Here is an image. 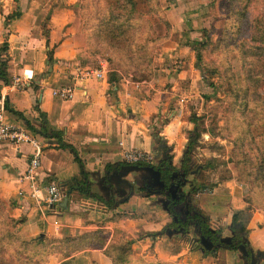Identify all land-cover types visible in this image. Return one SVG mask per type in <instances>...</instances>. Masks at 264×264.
<instances>
[{
    "label": "crops",
    "instance_id": "obj_1",
    "mask_svg": "<svg viewBox=\"0 0 264 264\" xmlns=\"http://www.w3.org/2000/svg\"><path fill=\"white\" fill-rule=\"evenodd\" d=\"M82 4L83 0H0V98L6 97L5 118L43 142L38 180L42 196H48L52 184L64 193L54 209L35 199L30 181L23 179L33 147L0 141V206L22 221L25 236L86 237L82 249L70 256L52 254L44 264H116L106 250L123 241L132 242L133 258L143 263L211 264L210 256L217 257L215 262L231 257L237 250L203 253L193 240L194 228L189 236L176 233L181 224L165 209L161 200L166 197L151 195L141 173L124 178L133 183L138 179L133 194L130 187L109 182L123 180V167L130 164L124 154L140 150L153 156L141 165L164 170L168 183H181V173L190 170L194 205L209 230L218 232L212 225L221 221L231 235L235 214L247 209L244 190L236 182L212 187L195 183L194 162L202 154L194 152L193 143L198 142L197 120L206 91L193 47L199 39L187 27L200 28V23L185 21L182 14L197 15L194 12L203 6L177 0L175 8L166 11L172 34L159 47L152 80L123 77L112 83L106 66L89 52ZM15 13L19 16L7 22ZM77 66L102 69L104 76L78 81L71 99L54 96V89L73 84ZM26 77L30 80L18 81ZM157 138L172 148V163L158 151ZM174 172L179 175L172 179ZM105 177L100 185L98 178ZM259 219H264L262 213L254 212L246 236L255 251H264V224Z\"/></svg>",
    "mask_w": 264,
    "mask_h": 264
},
{
    "label": "rangeland",
    "instance_id": "obj_2",
    "mask_svg": "<svg viewBox=\"0 0 264 264\" xmlns=\"http://www.w3.org/2000/svg\"><path fill=\"white\" fill-rule=\"evenodd\" d=\"M115 1L83 0L82 10L84 12L87 7L86 12L96 23L104 9L111 5L117 6ZM148 1L137 0V10L133 17L138 20V28L136 33H130V40L123 38L115 51L108 50L106 46H101L97 51V62L99 65L104 64L108 73L113 69V63L120 71H125L121 60L131 52L134 53V50H142L141 47H144L141 54L149 55L151 60H144L152 63L155 75V58L159 54V47L172 34L166 11L173 8L177 0H160L164 12L161 17L156 12H150ZM180 1L203 6L194 12L197 15L182 14L185 21L197 20L200 23L197 26L200 28L189 27V24L187 27L199 39L193 47L195 56L197 47L201 48L202 61L199 63L196 58V65H200L198 70L206 91L203 94L204 111L197 120L198 142L193 147L197 155L202 154L194 162L193 171L198 175L195 183L212 187L221 182H236L244 190V200L250 199V202L245 203L246 210H252V218L254 212L262 213L264 218V174L260 176L257 173L264 147V0H254L247 13L244 2L240 4V1ZM141 25L146 28L145 34L140 32ZM145 39L148 44L137 49L140 40ZM135 40L136 44L130 45ZM111 54L115 56L113 62ZM123 77L135 80L133 75ZM204 132L209 135L206 137ZM0 212L10 215L4 206H0ZM258 223L264 224V219H259ZM212 226L223 236L230 235L225 223L218 221ZM0 228L4 229V224ZM12 230H17V227L13 226ZM243 230L248 236V228L243 226ZM230 253L231 257L223 258L222 261L215 262L217 257L210 255L209 260L213 261L211 264H241L238 252ZM6 258L10 264L21 263L15 251H9Z\"/></svg>",
    "mask_w": 264,
    "mask_h": 264
},
{
    "label": "trees",
    "instance_id": "obj_3",
    "mask_svg": "<svg viewBox=\"0 0 264 264\" xmlns=\"http://www.w3.org/2000/svg\"><path fill=\"white\" fill-rule=\"evenodd\" d=\"M230 2H239L240 4L244 2L245 4V13L249 8V5L252 6L254 0H229ZM117 6L111 5L110 8L104 9L103 13L96 20V23H93L91 16L86 12L87 7L85 8L83 14L85 16V36L86 42L91 56L94 58L97 63V51L101 46L108 48V50H114L119 48L120 41L130 40V33H136L135 30L137 26V18L133 17L137 10V0H117L115 1ZM252 3V4H251ZM149 10L150 12H156V14L164 15L163 8L160 0H149ZM231 4V3H230ZM250 6V7H251ZM19 13L10 15L7 17V22L15 17H18ZM141 23V22H140ZM142 24V23H141ZM140 32L146 33L145 26H140ZM258 34V33H257ZM130 35V36H129ZM137 40V39H136ZM133 41L130 45L133 46V43L136 44L137 41ZM139 46L136 48L139 49L141 46L148 44L147 39L138 43ZM137 44V45H138ZM198 46V45H197ZM117 47V48H116ZM139 50H134V53H130L127 57L121 60L123 64L122 67L125 71H120L115 67L113 63L112 68L108 75L109 80L112 83H118L123 76L133 75L135 81H145L151 80L153 75L152 63L148 60L147 55L141 54L145 50L144 47H141ZM196 58L200 63L202 61V52L201 48L197 47ZM264 51V49H262ZM111 62L115 61V56L110 55ZM138 60V62L136 61ZM198 63V64H199ZM200 68V65H198ZM195 143H193L194 147ZM258 171L259 175L264 174V147L261 150V156L259 157ZM245 201L250 202L249 198H245ZM241 210L235 214L234 223L243 224L244 228L247 229L251 219H252V210ZM22 221L13 219L10 215L7 216L5 213L0 212V226L4 224L5 228H0V263L1 264H10L6 258V255L9 251H15L19 258L21 259L20 264H44L48 261V258L52 254H62L64 256H70L76 251L82 249L86 246V237H77L64 240L49 239L46 237L41 238L40 236H25L22 234L20 229V224ZM13 226L17 227V230H12ZM99 234V233H98ZM94 235V234H93ZM97 235V234H96ZM106 253L110 255L116 264H178V263H143L140 260L133 258L132 242H121L110 246L107 248ZM34 260V261H33Z\"/></svg>",
    "mask_w": 264,
    "mask_h": 264
},
{
    "label": "water",
    "instance_id": "obj_4",
    "mask_svg": "<svg viewBox=\"0 0 264 264\" xmlns=\"http://www.w3.org/2000/svg\"><path fill=\"white\" fill-rule=\"evenodd\" d=\"M156 143L158 144V151L162 153L163 158L168 159L170 163H172V156L169 155V153L172 151V148L167 145V143L161 139L157 138ZM160 157V155L157 156V159ZM122 172V178L123 180H120V178H117V181H114L109 179L110 183H113L114 186H128L130 189L133 190L132 194L134 193V184L138 183V179L136 178L134 183L130 182L127 179H124L127 177L128 173L133 172H139L141 173V177L144 179L142 181L143 186L148 189V191L151 193V195L156 196H165L166 198H162V202L164 204L165 209L169 211L170 213H173V219L174 222L181 224L179 231L176 233L183 234V235H190L191 230L190 228H194V234L195 237L193 238L195 243H198L200 245V249L203 253L206 252H215L218 249H234L238 250L240 252V258L244 261V264H262L264 260V251L262 250H254L250 246L249 238L246 236L245 231L243 230V225L241 223L231 225V235L223 236L219 232H217L214 229H211L210 231L216 235L215 240H212L210 237H206L203 233L202 226L199 223H192V221H189L187 216L185 214H181L183 217L180 218V211L182 209L186 208L187 213H189V206L191 203V193L189 192L187 194V202L182 201V199L185 196V188L188 184H191L189 179L186 176V173L183 172L181 175H183V181L181 183H168L167 180L164 178V170L157 169L154 165H145L142 166L141 164L138 165H127L123 167ZM109 172L107 173V177ZM99 176L100 173H97ZM177 175H179V172H174L172 175V179H174ZM119 176V175H118ZM107 177L99 179L98 181L101 184H105V180ZM167 178V177H166ZM170 179V178H169ZM108 188V187H106ZM126 195H122L123 201H126L127 198H125ZM122 201V202H123ZM193 215L196 214L195 212L192 213ZM234 227H239V231H236ZM167 234L171 235V230L168 229ZM238 237L236 238V236Z\"/></svg>",
    "mask_w": 264,
    "mask_h": 264
},
{
    "label": "built area",
    "instance_id": "obj_5",
    "mask_svg": "<svg viewBox=\"0 0 264 264\" xmlns=\"http://www.w3.org/2000/svg\"><path fill=\"white\" fill-rule=\"evenodd\" d=\"M103 76L104 70L102 69H87L83 66H77L75 68L73 84L70 86H61L54 89L53 95L62 99H71L75 94V84L78 81L92 78L101 79ZM24 79H27V81L30 80L29 77H26L19 79L18 81L20 82ZM6 108V97L5 95H2L0 98V141L10 142L16 146L29 144L33 147L34 154L26 170V173L23 175V179L30 181L32 196L35 199L45 201L49 209H54V207L58 206L63 200L64 193L58 185L52 184L47 189L48 196L46 198L42 196V190L39 187L38 180L39 169L41 166V157L44 148L43 142L26 128L9 123L5 118ZM124 159L130 164H141L151 162L153 156L144 151L129 150L124 154Z\"/></svg>",
    "mask_w": 264,
    "mask_h": 264
},
{
    "label": "flooded vegetation",
    "instance_id": "obj_6",
    "mask_svg": "<svg viewBox=\"0 0 264 264\" xmlns=\"http://www.w3.org/2000/svg\"><path fill=\"white\" fill-rule=\"evenodd\" d=\"M187 174L191 173L190 170H188L186 172ZM194 175V174H193ZM192 175L189 174V176H187V178L189 179V181L191 183H193V180L190 178ZM191 184L187 185V189L185 190V196L182 199V201L187 202V194L190 192L191 193V203L189 206V213H187L186 208L182 209V211H180V218L183 217L181 214H185V216H187L189 221H194V223H199L202 226L203 229V233L205 234L206 237H210L212 240H215L216 235L214 233H212L209 230V226L208 223L203 219V217L200 215V213H198V211L196 210V207L194 205V195L196 194V188L195 185L192 184L191 186H189ZM193 212H195L196 214H192ZM237 231V229H235ZM238 237V235L236 236V238ZM238 251V250H237ZM239 255V252H238ZM239 260L241 261V264H244V261L242 259L239 258ZM262 264H264V261L262 262Z\"/></svg>",
    "mask_w": 264,
    "mask_h": 264
}]
</instances>
